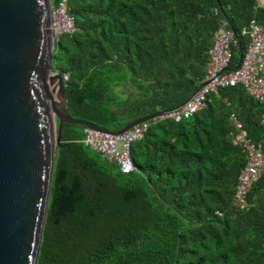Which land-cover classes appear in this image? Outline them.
Returning <instances> with one entry per match:
<instances>
[{"label":"trees","instance_id":"16d2710c","mask_svg":"<svg viewBox=\"0 0 264 264\" xmlns=\"http://www.w3.org/2000/svg\"><path fill=\"white\" fill-rule=\"evenodd\" d=\"M252 1L66 0L76 30L57 38L51 62L66 75L64 112L114 133L178 108L222 19L237 39L228 69L247 43L240 27L253 17L264 28ZM231 114L264 156L262 106L239 84L206 93L188 119L147 120L128 173L83 144L81 125L62 124L36 264H264V171L238 210Z\"/></svg>","mask_w":264,"mask_h":264},{"label":"water","instance_id":"95a60500","mask_svg":"<svg viewBox=\"0 0 264 264\" xmlns=\"http://www.w3.org/2000/svg\"><path fill=\"white\" fill-rule=\"evenodd\" d=\"M48 23L49 0H0V264L37 263L61 125L102 130L64 112V81L51 64ZM240 58L239 50L234 67Z\"/></svg>","mask_w":264,"mask_h":264},{"label":"built area","instance_id":"2783aa9c","mask_svg":"<svg viewBox=\"0 0 264 264\" xmlns=\"http://www.w3.org/2000/svg\"><path fill=\"white\" fill-rule=\"evenodd\" d=\"M251 9L252 11L264 9V0H253ZM212 10L213 13L217 12L215 8ZM48 29L52 35L53 45L61 34H71L76 30L73 18L67 12L66 0H57L53 4L49 0ZM239 35L245 37L247 43L241 52L238 66L228 69L232 49L237 47V39L227 21L222 19L219 27L212 33L206 52L205 73L199 81L201 86L197 92L182 106L153 120L169 119L178 122L188 119L205 106L206 93H216L217 89L239 84L262 106L260 123L264 125V28L252 17L240 27ZM61 75L65 83L66 75L63 73ZM229 121L232 126L229 132L231 141L239 147L244 157V165L236 178L233 203L238 210H244L247 207L250 186L264 171V156L260 144L247 136L235 115L231 114ZM146 127L147 121H143L119 134L83 127L82 142L91 150L100 153L106 161L114 163L119 172L128 173L134 169L129 156V146L142 136Z\"/></svg>","mask_w":264,"mask_h":264},{"label":"rangeland","instance_id":"374dc122","mask_svg":"<svg viewBox=\"0 0 264 264\" xmlns=\"http://www.w3.org/2000/svg\"><path fill=\"white\" fill-rule=\"evenodd\" d=\"M118 148H119V146H118Z\"/></svg>","mask_w":264,"mask_h":264}]
</instances>
